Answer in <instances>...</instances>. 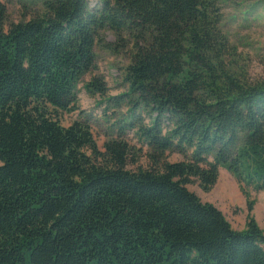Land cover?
Here are the masks:
<instances>
[{"label":"trees","instance_id":"obj_1","mask_svg":"<svg viewBox=\"0 0 264 264\" xmlns=\"http://www.w3.org/2000/svg\"><path fill=\"white\" fill-rule=\"evenodd\" d=\"M223 1L47 0L12 24L0 1V264H264L252 218L236 231L186 188L209 191L222 168L264 191V83L236 70ZM104 32L128 63L100 150L85 120L59 118ZM129 133L146 169L128 170L143 153Z\"/></svg>","mask_w":264,"mask_h":264},{"label":"rangeland","instance_id":"obj_2","mask_svg":"<svg viewBox=\"0 0 264 264\" xmlns=\"http://www.w3.org/2000/svg\"><path fill=\"white\" fill-rule=\"evenodd\" d=\"M7 11V24L27 21L42 11L47 0H0ZM95 4V1H93ZM221 28L234 48L233 60L236 70L246 75L250 83H264V0H225L220 5ZM104 43L95 49V69L86 75L76 88L77 110L62 114L59 118L63 127H68L77 119L85 120L90 128L97 147L101 150L103 143L111 133L109 125L125 115V108H115L112 99L126 91L122 82L123 70L127 65V54L118 49L113 34H102ZM104 80L107 88L105 97L93 96L86 92L84 86L92 78ZM110 100V101H108ZM130 145L141 147L132 134L126 138ZM142 149V147H141ZM143 153L128 170L146 169L147 160ZM167 161L174 163L182 158L175 152L166 154ZM186 188L202 203L215 206L230 224L240 231L245 228L247 219L252 218L258 228L264 232V191L243 193L236 179L225 169L220 168L215 185L204 192L196 180ZM250 208V209H249Z\"/></svg>","mask_w":264,"mask_h":264}]
</instances>
